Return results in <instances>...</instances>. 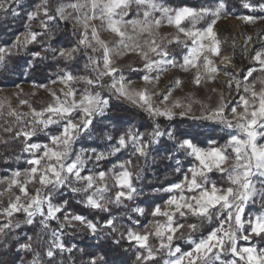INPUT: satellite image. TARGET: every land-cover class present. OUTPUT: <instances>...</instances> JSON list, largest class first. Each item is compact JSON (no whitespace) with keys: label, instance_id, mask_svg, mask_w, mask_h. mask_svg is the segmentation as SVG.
<instances>
[{"label":"snow or ice","instance_id":"6c2138e0","mask_svg":"<svg viewBox=\"0 0 264 264\" xmlns=\"http://www.w3.org/2000/svg\"><path fill=\"white\" fill-rule=\"evenodd\" d=\"M14 4H19V0H0V12L11 13L13 16L19 15V12L13 7ZM133 4L137 5L138 8L146 6L143 11V19L125 21L123 17L128 14ZM243 7L253 9L254 5L244 2ZM260 8L264 10V4H261ZM156 11L162 14V18L150 19L151 13ZM228 14L225 0H219L214 8L201 7L199 9L187 6L172 9L161 5L156 0H76L75 3L57 4L53 15L50 14L49 0H41L35 10L26 14L29 23L23 39L17 37L10 49L0 47V63L4 61L5 55L14 54L12 52L13 49L20 50L27 48L29 44L40 43L38 37L51 31V22L72 20L74 21V33L78 27L82 29L81 38L77 42V46L70 49H56L49 45L44 50L51 51L54 58L58 56L64 60H71L74 58V53L79 51L80 46L91 48L95 52L97 51L95 45H98L103 50V65L101 69L99 62L89 56V63L94 66V70L97 72L95 79L87 76H75L70 71H64V74L58 77L61 83L67 85L69 82H83L93 88H103L102 78L104 76H113V74L120 71L118 68L111 66L113 61L110 56L112 54L121 55L120 49L123 48L129 51H136L144 59V68L148 72H157L155 77L150 75L142 77L146 84L153 81L158 84L160 74L168 71L169 68L179 67L183 71H188L189 68L187 66H191V68L197 69L193 83L198 86L201 83V74L200 65L197 64V61H200L201 57L203 58V68L207 73L218 74L221 71V69L211 66L213 61L209 57L219 55L218 45L220 41L214 31V26L222 16L226 17ZM205 17H210L211 20L203 30L193 31L182 27V23L185 20L192 22L194 27L196 22L203 20ZM96 19L101 21L102 27L106 24V28L119 37L113 48H109L108 43L100 39L96 26L91 23ZM238 19L245 23H254L257 17L242 16L238 17ZM260 19H264V17H260ZM162 20H166L168 25H174L178 32V35L172 40L167 41L168 44L174 42L182 43L179 33H183L185 37L191 39L193 45H197L192 47L187 55H184L182 64L178 65L174 59L169 58L170 53L163 44V38L161 43L156 42L155 36L158 33L154 32L153 29H158L162 24ZM33 21H38L39 27L42 29L41 32L31 30V22ZM125 25H132L133 31L139 26L140 34L147 33L151 37L150 40L146 39L144 41L147 50L138 43L131 45L128 43V41L133 40V37L128 35L124 28ZM248 39L250 40L251 37ZM205 40L208 41L207 45L202 42ZM150 53L159 57V59H153ZM32 56L33 59L43 58L40 52H34ZM223 59L230 63L228 57ZM253 59L259 62L261 65L260 71L264 72V53L257 52ZM29 66L31 67V61H29ZM85 67H88V65ZM253 71L255 69L248 70L243 82L236 78V74L224 71L225 76L229 77L226 81L229 91H231L233 83H235L238 93L241 88H243L244 93H250V98L241 95L237 106L231 108L232 119H228L223 115L226 108V104L223 102V94H221V103L212 110L211 114L190 117L193 120H212L223 125L226 129H238V134L229 133V138L222 147H213L205 151L196 146L189 138L178 139L173 131H162L159 124H156L152 132L148 133L147 140H145L144 134L132 129L118 137L117 144L109 155H114L131 144L136 154L147 158L149 149L153 145H160V148L157 149L158 151H168L163 147L161 140L162 137L166 136L169 140L177 141L176 147L178 149L185 150L189 155H193L200 162V165L203 166L199 171L195 167L191 168V178L185 175L183 181L170 185L165 189L167 192L179 190L180 193L179 195H171L165 201L166 206L171 208V211H162L161 207L157 205L152 213L153 216L166 217V222H154L153 231H145L143 234L131 229L127 231V240L129 242L135 241L139 248L144 250V252L138 251L135 256L138 264H148L150 261H155L158 252L161 250H166L170 257H175L174 259L166 260L164 264H184L185 261H187V264H237L235 257H239L241 261H246V264H264V249L258 252L255 246L237 247L238 239L248 241L253 235L264 238V212L257 214L254 218L250 217L247 220L243 218L245 208L249 203L254 204L259 200L264 206V143L258 142L259 139H264V87H261L259 92H257L254 83H247L248 77L252 76ZM123 79L122 75L119 81L113 78V82L109 86L117 99L125 98L131 101L153 118L164 117L168 121H172L177 116H189L191 112L190 105L185 109V106L179 100H175L171 106H168L167 101L171 96L172 88H169L163 94L158 89L152 92H149L147 88L128 90L123 83ZM56 82L55 80L52 81V83ZM259 82L264 85V78L260 79ZM118 83L119 87L117 86ZM181 83L182 81L177 78L174 87H180ZM41 87L44 86L41 85ZM213 91H216V89H213ZM60 93L64 99H61L56 91H51L50 94L54 98V103H49L40 111L32 108L31 104L26 100L21 99L19 101L20 105H28L33 119L27 122V129L16 132V137L23 135L25 141H28L37 135L38 132L49 129L50 125L63 122V131L59 135H50L51 146L48 144L25 143L24 152H33V150L39 152L43 148L42 154H34L33 158L27 161L31 167L25 170L24 175L30 177V179L19 180L18 178L21 177L22 173L17 170L13 173L12 179L8 184L9 190L13 185L17 186L20 194L15 195L14 201H9L3 212L8 217H12L13 213L23 212L25 218L15 222L9 219L6 223L0 225V237H7L8 232L13 228L34 224L37 215L42 217L39 221L41 233H38L35 239L33 236H28L24 242L19 243V251L33 254V259L28 264H42L39 259V253L34 250V244L44 240L43 233L49 229V221L58 220L57 214L62 211L63 206L67 205V201H64L63 205H54L52 203V192L69 182V177L74 176L77 182H84L82 187H72L71 190L74 193H86L84 202L86 206L93 209L108 211L106 203L121 204L122 199L132 200L137 194L133 178L134 176L138 178L139 174L129 170L126 166V164H131V161L119 165L121 171L118 173L112 170L107 173L99 171L95 176H81V171L85 166L83 153L77 154L75 159L69 162L74 141L82 131H86L89 128L94 116L104 114L109 105V98L103 97L100 91L91 92L88 88H85L84 92L79 94V99H77V91L71 87H68L67 91L61 89ZM153 96H162L159 105L153 103ZM160 105H163V107ZM238 107H242L243 110L238 112ZM177 108L181 109V111L176 112L175 109ZM74 113L81 114L78 122ZM17 119H20V117L17 116ZM6 131H11V129H6ZM182 135L188 137L189 134L183 133ZM108 139L111 140L112 137L109 136ZM212 143H215V141H212ZM229 148L234 153V156L228 154ZM166 158L171 159V154ZM89 159L91 158L89 157ZM102 159H105L104 153L95 155L96 161ZM229 160L232 163L228 167H222V164H227ZM177 164H179L178 160ZM213 165L218 171L227 175V179L230 181L229 187L225 189L218 188L214 182L209 181L203 169L211 172ZM176 170L179 171L180 169L177 168ZM109 174L115 178L116 185L121 189L115 194L114 201H106L104 195L108 191L106 183L103 187L96 186L97 178L99 181L104 182ZM37 182L41 187L36 188L34 193L30 194L26 185ZM0 183H3V181H0ZM43 189H48V191L42 194ZM185 190L191 195H184ZM22 197L24 198L23 202H21ZM45 204L47 205L46 211ZM134 210L141 215L144 213L142 208ZM213 210H215V215L217 216L227 210L226 217L221 220V226L212 231L207 238L201 239L199 242L193 241L194 248L191 251L177 256L176 254L180 253L181 250L179 247L173 249L172 241L178 229L184 227V225L174 224V217L177 214L180 217L190 214L193 217L210 222L214 215ZM74 222H78V224ZM246 223L250 226V232L244 234ZM225 224H228L227 229L224 228ZM79 226H83L93 235L98 232L97 225L87 220L84 216L65 215L63 221L59 223V229L51 230V243L45 252L48 264H55L56 256L59 253L72 251L71 248H67L61 241L60 235L65 228L75 229ZM104 227L110 229L112 233L117 231L113 219L106 220ZM188 228L196 231L198 225L189 224ZM124 235V233H121L120 238H124ZM150 236L159 238V248L154 250L149 245ZM113 243L119 244L120 239H114ZM4 247H9L7 242H4ZM229 253L234 258L231 260L223 259V256ZM88 264H108V261L103 255H91Z\"/></svg>","mask_w":264,"mask_h":264},{"label":"trees","instance_id":"16d2710c","mask_svg":"<svg viewBox=\"0 0 264 264\" xmlns=\"http://www.w3.org/2000/svg\"><path fill=\"white\" fill-rule=\"evenodd\" d=\"M19 15L13 16L11 13L0 12V47L9 46L15 37L25 28L26 14L38 3V0H19ZM163 6L176 9L180 7L214 8L219 0H156ZM244 2L257 4L260 0H225L227 12L229 15H248L250 12L243 7ZM56 0H49V8L54 13ZM51 31L38 37L40 43L29 44L27 48L12 50L14 54L5 55V59L0 63V88L12 87L22 82H31L47 85L57 77L64 74V71H70L72 74H83L85 71V50L80 46L78 52L74 53V58L64 60L60 57H53L51 51H45L49 45L52 48L70 49L77 46V35L72 27L66 22H51ZM40 52L42 59H33L32 53ZM31 61V67L29 66ZM22 120L5 109L0 113V181L9 178L17 170L21 171L28 168L27 163L29 154L23 151L25 143L31 141H46L47 135L38 132L31 140L25 141L23 135L16 137V132L21 131ZM156 124L160 125L162 131H173L178 139L189 138L200 147L209 145L218 146L225 142L226 131L222 126L206 122H198L187 118H174L172 121L158 117L153 118L144 111L127 105L114 98L109 99V105L103 115H96L92 119V124L88 130L79 137V141L73 146L81 149H93L96 153H104L105 159L95 161V171H108L111 165L118 162L126 164L129 170L138 173L139 176L133 178V184L137 188V194L132 200H124L122 204L109 203L108 211L93 209L86 206L83 196L72 192L66 185L52 192V202L63 206L61 212H68L70 215H82L87 220L97 225L96 235L90 234L88 230L79 226L75 229L65 228L62 233V242L72 251H64L56 256L55 264H88L91 255H103L108 264H138L135 259L137 252H144L133 241L129 242L126 233L129 229H136L135 224H146L151 220L159 219V216H153L152 213L157 205L163 206L170 193L165 191L170 185L180 183L185 175H189V168L195 162L188 156L185 150L176 147L177 141L169 140L166 136L162 137L163 147L168 151L157 150L160 145H153L149 149L147 158L140 157L134 152L131 144L127 148H122L114 155H109L117 144L120 135L128 132L129 129L138 130L144 134L145 140L148 139V133L152 132ZM11 131H6V129ZM48 133H58L54 125L47 129ZM188 133V137L182 134ZM47 134V133H46ZM112 139L109 140L108 137ZM215 141V143H212ZM171 154L172 158H166ZM177 160L179 164H177ZM180 170L177 171L176 169ZM213 176V175H212ZM215 176V175H214ZM217 177V176H215ZM2 183H0L1 185ZM1 187V186H0ZM2 188H0L1 191ZM48 189H46V192ZM7 205V201L0 196V211ZM256 204H248L245 209V215L255 209ZM257 206V205H256ZM142 208L144 213L141 215L134 209ZM258 208L262 207L258 205ZM214 215L212 220H201L198 217H186L177 221L184 227L179 228L173 239L172 245L179 247L181 252L185 253L194 248V242H199L214 230L221 226V220L226 217L223 211L219 216ZM0 225L6 223L9 219L13 222L23 220V212L14 213L12 217L1 221ZM42 217H35V223L32 225H22L20 228H13L8 232L7 237H0V264H28L33 259L32 253L19 251V243L26 240L28 236L35 239L38 233H41L39 221ZM115 221L116 232H110V229L104 227L106 220ZM78 224V223H76ZM189 224H197L196 231L188 228ZM49 229L43 233L44 240L34 244V250L39 253V259L42 264H48V258L45 252L49 244L48 231L59 229V223L55 220L49 221ZM228 228V224L224 225ZM124 233V238H120ZM114 239H120L119 244L113 243ZM4 242L9 245L4 247ZM155 239L149 237V245L156 249ZM255 246L257 250L264 249V238L253 236L247 243ZM83 250V251H81ZM146 254V253H145ZM237 264L239 259L235 257ZM166 254L163 250L158 252L155 261L148 264H164Z\"/></svg>","mask_w":264,"mask_h":264},{"label":"rangeland","instance_id":"374dc122","mask_svg":"<svg viewBox=\"0 0 264 264\" xmlns=\"http://www.w3.org/2000/svg\"><path fill=\"white\" fill-rule=\"evenodd\" d=\"M75 2L76 0H56L55 7L57 4H68V3H75ZM40 3H41V0H38V3L35 5V7ZM247 3L254 5L253 9H247L250 12V14L248 15H229L228 14L226 17L222 16V18L219 19L216 25L214 26V31L217 33V38L220 41L218 45L219 55H212L209 58L213 61V65L211 66L221 69V71H219L218 74L207 73L206 70L203 68V63H202L203 58L201 57V60L197 61V64L200 65V74H201V83L198 86L193 83L194 76L197 72V69L191 68V66H187L189 68L188 71H183L179 67L169 68L168 71H165L162 74H160V79H159L158 84L156 83V81L146 84L144 80L142 79V77L144 75H150V76L155 77L157 75V72L156 71L148 72L144 68V64H145L144 59L136 51H129V50L121 48L120 49V52L122 53L121 55L112 54L110 56V59L113 61L111 66L118 68L120 71L113 74V76H104L101 80V83L104 85L103 88H100V87L93 88L91 86L86 85L83 82H69L66 85L64 83H61L58 77L55 79V81H57L56 83L50 82L47 85L36 84V83H31V82H22L12 87L0 88V113H2V111L5 109L7 112L11 113L15 117L19 116L20 119L23 121L22 126H21V131H23L28 128L27 122L31 121L33 118L30 114L31 110L28 107V105L27 104L20 105L19 101L21 99L28 101L29 104H31L32 108H35L37 111L42 110L49 103H54V98L50 94L51 91H56L57 95L60 96L61 99H64V97L60 93V90L64 89L65 91H67L68 87H71L72 89L77 91L78 93L77 99H79V94L83 93L85 88H88V90L91 92L100 91L103 97H106L109 99L110 98L117 99L116 95L113 93V91L110 90L109 86L112 84L113 78L119 81L120 76L122 75L124 78L123 83L126 89L128 90H141V89L147 88L149 92H152L158 89L163 94L169 88H172L171 96L169 100L167 101L168 106H171V104L175 100H179L185 106V109L187 108V106L189 105L191 106V112L189 113V116H186V117L177 116L178 118L191 119L190 118L191 116H201V115L211 114L212 110L217 108V106L221 103V94H223V102L226 104V108H225L223 115L227 117L228 119H232L231 108L237 106V103L239 102V98L241 95H244L246 98H250V93H244L243 88H241L240 92L238 93L235 87V83H233V87L231 91H229V88L226 84V81L229 79V77L225 76L224 71L226 70L228 72L236 74V78L243 82L244 77L247 75L248 70L255 69V71H253L252 73V76L248 77L247 83L248 84L254 83L255 90L257 92H259L261 87H264V85H261L259 82L260 79L264 78V72L260 71L261 65L259 64V62L253 59V57L256 55L257 52L264 53V19H260V17H264V10H261L260 8V5L264 4V0H260V2L257 4L256 3L253 4L250 2H247ZM18 6L19 4L13 5V7H15L17 11H18ZM35 7L32 8V10L30 9L28 12L35 10ZM55 7H54V13L51 11V8H49L50 14H53V15L55 14ZM145 7L146 6H140L138 8L137 5L133 4L131 8L129 9L128 14L125 15L123 19L125 21L142 20L143 11L145 10ZM194 9H199V8H194ZM69 11H71V9H69ZM242 16H254V17H257V19L255 20L254 23H245L242 20L238 19V17H242ZM161 18H162V14L158 11L151 13L150 19H161ZM210 20H211L210 17H205L203 20L196 22L194 27H193L192 22L185 20L182 23V27H185L186 29H191L193 31L203 30L204 28L207 27V24L210 22ZM62 22L68 23L73 29L74 21L69 20V21H62ZM28 23L29 22L27 21V17H26L25 28L23 29V31H21L15 37L14 41L9 46H5V48L10 49L11 45L16 41L17 37H20L21 39H23L24 34L28 30L27 29ZM91 23L96 26L100 39L106 41L108 43L109 48H113V46L115 45L119 37L116 36L114 33H112L110 30H108L106 28V24L102 27L101 21L99 19L93 20ZM124 28L126 29L128 35L133 37L132 41H128L130 45L133 43H138L139 45H141V47L147 50V47L144 44V41L146 39L148 40L151 39V37H149L147 33L140 34L139 26L136 27L135 31H133L132 25H125ZM31 30L36 31V32L42 31V29L39 27L38 21L31 22ZM81 31L82 29H80L79 27L75 31L78 41L81 38ZM153 31L158 33L155 36L156 42L161 43L162 38H163V44L165 45L166 50L170 53L169 58L174 59L178 65L183 63L184 55H187L189 50L192 47L197 46V45H193L191 39L185 37L183 33H179L182 43L174 42L172 44H168L167 41L172 40L176 35H178V32L175 26L168 25L166 20H162L161 26L158 29L154 28ZM249 37H251L250 40L248 39ZM89 38H90V35H89ZM202 42L205 45L208 44L207 40L202 41ZM185 45H187V47H185ZM95 46L97 47V51L95 52H93L91 48H85L84 46H81L86 52L85 66L88 65V67L84 66L85 72L83 74H73V75L87 76L93 79L96 78L97 72L94 70V66L89 63V56L96 59L99 62L100 67L102 69L103 50L100 49L98 45H95ZM13 50H16V49H13ZM150 56L153 59H159V57H156L152 53H150ZM224 57H228L230 60V63L229 61H224L223 59ZM226 65L227 67H225ZM177 78H179L182 81L180 87H174V83ZM41 85H43L44 87H41ZM117 86L119 87V83L117 84ZM213 89H216V91H213ZM161 99H162V96L152 97V101L156 105L160 104ZM117 100L122 101L123 103L130 105L132 107H135L139 110H142L141 108L134 105L131 101L125 98H120ZM160 106L163 107V105H160ZM242 110H243L242 107L237 108L238 112ZM175 111L179 112L181 111V109L177 108L175 109ZM145 113L149 115L147 112ZM80 115H81L80 113H74V116H76L77 118V122L79 121ZM155 118H158V117H155ZM161 118H164V117H161ZM196 121L220 125L223 127V129L227 133L225 142L221 143L218 146L217 145L216 146L209 145L207 147L198 146L205 151H208L213 147H222L228 140L229 133L231 134L239 133L238 129H226L223 125L215 121H212V120H196ZM62 124L63 122H61L60 124H53L57 129H59L58 133L56 132L48 133L47 130L42 131V133H45V135H47L46 141H31L28 143H38L41 145L48 144L51 146L49 137L50 135H59L63 131ZM86 131H82L79 134L78 138L74 141L73 145L79 141V137ZM258 142L264 143V139H259ZM73 145H72V152L69 157V162L71 160H74L77 154L83 153V158L85 159V166L83 170L81 171V176H87V175L95 176V174L99 172V171H95V166H94V162L96 161L95 155L99 153H96L93 149L86 150V149H81V148H75ZM42 151H43V148H41L39 152H35V150H33V152H27L29 154V159H32L34 154L35 155L42 154ZM186 154L190 156L191 158H193V160L195 161L193 165L189 168L188 177L191 178L192 174H191L190 169L195 167L199 171L202 169L203 166L200 165V162L193 155H189L188 152ZM228 154L230 156H234V153H232L230 148L228 149ZM89 157L91 159H89ZM209 163L211 162L209 161ZM231 163L232 161L229 160L227 164H222V167H228ZM121 164H124V163L118 162L114 165H111L108 171H105V172L107 173L109 172V170H112L118 173L119 171H121L119 167V165ZM30 167L31 165L26 169H29ZM26 169L20 171L22 175L21 177L18 178L19 180L24 181V180L30 179V177H27L24 175V172ZM203 170L208 176L209 181L214 182L218 188L225 189L230 186V181L227 179V175L218 171L214 167V165L212 167L211 172H208L207 169H203ZM214 175L217 177H215ZM12 176L4 179L3 183L0 185L1 186L0 188H2L0 191V196L7 201V205L10 200L12 201L15 200V195L20 194L19 188L15 185H13L10 190L8 189V184L10 183ZM105 183L107 184V188H108V191L104 193L106 201H109V200L114 201L115 194L121 189L116 185L115 178L112 177L111 174H109V176L105 178L104 182L99 181L97 178L96 186L103 187ZM83 184H84L83 181L77 182L75 177L72 176V177H69V182H67L65 185L68 186L71 190L72 187H82ZM40 187L41 185L38 182L28 183L26 185L27 191L30 194L34 193L35 189L40 188ZM45 192H46V189H43L42 194ZM169 193H170L169 197L174 194L175 195L180 194L179 190H176L175 192H169ZM78 194L83 196L82 200L85 201L87 194L83 192H80ZM184 195L186 196L191 195V193H188L187 190H185ZM23 199L24 198L22 197L21 202H23ZM124 200L126 199H122V202ZM52 203L54 205H57L54 202ZM108 204L109 203H106V206ZM254 204L257 205V206L255 205V209L253 208L252 211L248 212L246 215L244 214L243 218L245 220H247L250 217L254 218L257 214L264 212V206H262L259 200ZM7 205L5 207H7ZM258 205H260L262 208L259 209ZM44 207L46 211L47 205L45 204ZM3 209L2 211H0V215L2 216L1 221H4L9 218L6 214H4ZM161 210L171 211V208L166 206L164 202L163 206L161 207ZM224 211L227 214V210H224ZM65 215H70V214L68 212L58 213L57 216L59 219L55 221L57 223L62 222ZM188 216L192 217L190 214L185 217H180L179 214H177L174 217V224H177V221L179 219L186 218ZM36 217H40V216L37 215ZM166 220H167L166 217L159 216V219L151 220L150 222L146 224L137 223L135 224L137 228L136 229L134 228L131 230L143 234L145 231H153L154 222L159 221L161 223H164L166 222ZM74 223H78V222H74ZM51 230L48 231V236H49V241H50L49 244L51 243ZM248 232H250V226L246 223L245 228H244V234H247ZM220 235H222V233H220ZM150 237L155 239L154 243L156 245V248H159V245H160L159 238H156L155 236H150ZM60 239L62 241V234L60 235ZM249 241L250 240L246 241L243 239H238L237 247L238 248L252 247V245L247 244ZM133 242L135 243V241ZM172 248L175 249L176 247L172 245ZM163 251L166 254V260L175 258V257H170L167 254L166 250H163ZM257 251L259 252L260 250H257ZM180 254L182 253H177L176 255L179 256ZM233 258L234 257L230 253L223 256V259L225 260H231ZM236 258L239 259V257H236ZM239 262L240 263L238 264H246V261H241L240 259H239ZM184 264H187V261H185Z\"/></svg>","mask_w":264,"mask_h":264}]
</instances>
